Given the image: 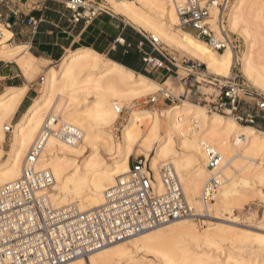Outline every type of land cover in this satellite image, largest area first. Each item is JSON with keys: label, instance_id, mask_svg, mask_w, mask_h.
I'll list each match as a JSON object with an SVG mask.
<instances>
[{"label": "bare ground", "instance_id": "obj_1", "mask_svg": "<svg viewBox=\"0 0 264 264\" xmlns=\"http://www.w3.org/2000/svg\"><path fill=\"white\" fill-rule=\"evenodd\" d=\"M109 2L112 11L125 17L134 26L158 34L168 44L181 47L204 64L210 74L228 77L237 59L244 77L264 92V0H235L230 6L229 28L238 33L247 46L239 55L231 50L222 53L215 51L207 42L178 28L179 17L174 0ZM12 38L13 33L5 29L0 39V44L4 46L0 57L8 61L17 58L21 52L14 50L9 44ZM27 54L28 57L21 59L19 64L21 69L30 71L36 59L30 53L26 52ZM100 59L93 51L82 50L69 53L61 61L59 69L51 68L47 82L43 83L42 93L34 99L18 122L11 125L13 139L8 157L0 163V188L20 178L22 160L28 148L42 131L48 117H58L54 111L58 108L56 103L59 99L69 92L71 98L67 102L77 100L81 89L90 88L89 90L96 93L94 101L85 107L68 105L62 114L60 112L59 117L83 131V143L70 146L52 137L38 163L39 168L50 170L53 175L54 184L50 188V197L55 208L73 207L78 212L85 213L102 206L106 191L118 178L126 176L129 172L130 156L136 153L149 160L153 149L155 154L151 157V164L158 185L161 186L159 169L169 161L177 172L186 198L189 197L199 207L202 204L201 193L210 173V170L207 168L208 173L205 168L207 162L203 145L206 143L211 144L222 157L220 171L224 173V180L216 203L210 206L212 211L209 207L205 209L202 204L203 210L205 209L208 215L213 211L219 214L229 210L226 205L239 192L240 183L247 186L249 182L247 177L236 179L238 171L232 162L236 157H240L246 161V168L253 171L256 159L260 156L264 159V132L252 126H238L233 118H226L222 114L209 116L206 107L187 103L167 111L165 118L168 132L164 138H159L162 115L150 111H134L125 126L123 143L118 154L107 161L102 156V151L113 154L114 144L112 137L104 130L116 121V108L122 103L116 87L126 86L129 91L139 95L157 91L162 86L121 65L104 63ZM26 92L27 88L24 86L0 94V146L5 140L4 132L8 127L4 121L14 115ZM86 93L90 91L86 90ZM53 100L56 102L52 105ZM148 118H151L152 128L148 136L141 140L139 123ZM191 123L197 125L196 128ZM104 137L109 139V143L104 141ZM236 141L246 144L240 155L234 153ZM177 142L180 148L191 149V154L183 156L182 152L174 147ZM254 178L264 182V170L257 168L252 174V179ZM192 221L196 220L179 219L157 225L156 228L152 227L154 230L149 228L150 230L146 229L129 237L127 242H117L89 251L65 264H212L210 257L200 249L205 244L216 243L219 223L200 234ZM139 252L144 255L140 256ZM148 252L154 253L158 263L145 258Z\"/></svg>", "mask_w": 264, "mask_h": 264}, {"label": "built area", "instance_id": "obj_2", "mask_svg": "<svg viewBox=\"0 0 264 264\" xmlns=\"http://www.w3.org/2000/svg\"><path fill=\"white\" fill-rule=\"evenodd\" d=\"M8 0H0V6ZM179 24L218 52L241 53V47L228 33V13L233 0H174ZM76 22L92 21L109 11L100 0H63ZM216 12V14L214 13ZM10 17L0 14V38L11 29ZM32 24H36L31 19ZM148 41L159 54H147L144 61L151 71L166 70L170 76L187 73L186 84H208L217 91L208 108L211 114L230 116L238 124L263 127L264 93L244 77L236 59L228 77L209 78L203 64L172 54L159 37L149 34ZM118 115L124 107H117ZM197 125L193 127L196 128ZM12 126L6 127L12 133ZM77 146L84 140L81 129L59 117H48L42 131L27 152L20 178L0 188V264H65L81 254L122 242L142 231L185 217H197L186 198L182 183L172 164L159 169L161 186L148 160L137 157L130 162L126 176L117 179L105 193L102 206L89 212L54 207L50 188L54 178L50 170L41 169V160L50 138ZM210 178L200 200L205 209L212 205L223 184L221 155L211 144H204Z\"/></svg>", "mask_w": 264, "mask_h": 264}, {"label": "rangeland", "instance_id": "obj_3", "mask_svg": "<svg viewBox=\"0 0 264 264\" xmlns=\"http://www.w3.org/2000/svg\"><path fill=\"white\" fill-rule=\"evenodd\" d=\"M100 1L104 5L109 7L110 9L112 8V5L109 2V0H100ZM129 1L134 2L136 0H129ZM234 1L235 0H233V2ZM247 1L250 2L251 0H247ZM120 17H122L123 19H126L125 17L121 15ZM138 28L148 34H154L157 37H159L158 34L154 32L145 30L144 28H140V27ZM178 28H181L185 32H188L192 34L193 36H195L196 38H198L192 29H189V28L184 29L183 27L180 26V24L178 25ZM228 31H229L228 33L232 36V38L236 40L238 44L240 45L241 47L240 54H242V52H244L247 48L245 40L238 33L231 31L229 28V25H228ZM159 38L162 41L163 45L172 54H177L181 58L185 57V58L191 59V61L200 62L198 59L189 55L181 47H174L168 44V42L164 41L161 37ZM199 40H202V39H199ZM9 44L11 43L9 42ZM12 46L15 48L14 50L21 51L17 55L18 57L11 61L12 62L11 65L14 66L13 71L17 73V69L18 67H20L19 68L20 70L18 69V71L24 74L25 78L28 81H30L36 89V92H33L30 95L32 98V100L30 101V105H31L34 99L39 97V95L42 93V90L44 88L43 86L45 82H47L48 80V72L51 70V68H55V70L59 69L60 62L49 66L47 65L48 62H40L38 64V61H35L32 70L30 71L23 70L21 69L19 62H21V59L23 60V58L28 57V54L26 55L27 47L25 45L18 46L17 43H13ZM3 47L4 46L0 44V51L3 50ZM1 59L8 61L7 59L0 57V60ZM100 61L107 63L106 59L103 57L102 59H100ZM1 65L2 64L0 63V66ZM202 70L203 72L207 73L209 78L215 77V75L207 72L206 66L204 64L202 66ZM186 76H187V73L181 70L179 72V76L174 75L172 77H166L162 81L153 80L157 82L159 85H161L163 89L159 88V90L157 89V91H152L146 94L138 95V93H132L131 91H129L128 87L123 86V85H118L116 87L118 91V95L120 96L119 99L122 101V103H120L119 105L120 107H124V113L122 115L117 114L116 121L111 126L106 127L104 130L105 133L109 134L112 137L113 144H114L113 146L114 150L112 152L113 154L105 153L102 151V156L107 161H110L111 158L115 157L118 154L120 147L122 146V143H123V132H124L125 126L128 124V121L131 118V115L134 111H139V112L150 111L151 113H155L157 115L161 114L162 117L160 118L159 138H164L168 132L167 119L165 118V115L167 111H169L171 108L177 105H185L188 103L191 105L193 104L197 106L206 107L208 110L209 107L207 106H209L212 102L215 101V97L218 94L217 91L214 89L213 86L208 85V84H202V85H197L194 83L191 84L192 82L191 80H189L188 83L186 84V81L184 79ZM25 87L28 90V86H25ZM89 89L90 88L86 90L90 91V93H86L85 88L81 89L79 93L77 94L79 98L77 100H72V101L70 100V102H67V101L71 98V93L68 92L67 94H64L61 97V99H59V102L56 103L58 108L56 109V111H54L55 112L54 114L60 117V112L62 114V111H64L63 109L64 108L67 109L66 106L68 105L71 106L75 104V106L78 105L79 107H85L89 102L94 101L96 98V95H95L96 93ZM6 90L8 91V89L0 88V94L6 92ZM54 102L56 101L53 100L52 105L54 104ZM207 110H206L207 115L209 116L214 115V114L209 113ZM215 114H219V113H215ZM47 115L48 114L46 113L45 116ZM21 116L18 117L14 114L12 117L5 120L4 124L6 126L15 125ZM224 116L226 118H231L230 116H227V115H224ZM191 124L194 126V123H191ZM139 125L141 129L140 139L142 140L144 137L148 136V134L150 133V130L152 128L151 118L144 119L142 122L139 123ZM238 126H244V125L238 124ZM253 128L258 129L261 132H264L263 127L257 126ZM192 129L194 130L193 127ZM4 133H5V140L3 144L0 146L1 148L0 163L8 157L11 142L13 139V133H7V132H4ZM197 134H199V132H197ZM104 141L109 143V139L107 137H104ZM245 145L246 144L244 142L237 143L236 141L233 147L234 153L237 155L242 154L243 147ZM30 147L28 148V150L30 149ZM174 147L180 150L183 156H189L191 154L190 153L191 149H189L188 147L180 148V146H178V142L175 143ZM26 154L24 155V158ZM154 154H155V149H153L149 155L153 157ZM232 156H233V153H232ZM137 157H141L143 159L146 158L144 155H138L134 153L130 156V162L132 163L133 159ZM151 157L149 158V160L147 158L146 159L148 160L147 162L148 165L149 166L151 165L152 167ZM23 160H22V164H23ZM227 160H229V158H227ZM263 160L264 159L261 156L256 159V161L254 162V165L256 167L255 169H253V171L252 169L249 170L248 168H246L245 166L246 161L243 160L242 158L236 157L233 160L232 165L235 167L236 171H238L236 173L237 174L236 179H239L240 177L241 178L247 177L249 179V182L247 186H244L242 182L240 183L239 192L236 195H234L233 198L226 205L229 210L223 211V212L221 211L219 214L213 211L211 214L208 215L206 210L205 209H204L205 211L203 210V206L201 203H200L201 205H199L198 207L192 200H190L189 197L187 198L189 203L193 207H195L198 216L193 217V218L185 217V218H182L181 220H186V219L196 220L192 222L193 223L195 222L196 227L199 230L200 234H203L206 230L214 227L215 223H219L217 227L218 233L215 236L216 243L211 244V245L205 244L200 249V250H204L207 256L210 257V261L212 264H264V182H262L260 179H255V178L252 179V174L255 172L257 168H259L260 170L262 169L264 170ZM205 168L209 173L207 166ZM210 175L211 174L209 173L208 179ZM204 184L205 182L203 183V185ZM50 194L52 195V189L50 191ZM215 203H216V200L213 204ZM210 206H209L210 211H212V207ZM205 212L207 214H205ZM151 230H154V228H152ZM128 240L130 239H127L122 242H127ZM139 255L143 256L144 254L142 252L141 253L139 252ZM145 258L148 261L153 260L154 263H158L157 262L158 259L154 255V253L148 252Z\"/></svg>", "mask_w": 264, "mask_h": 264}, {"label": "crops", "instance_id": "obj_4", "mask_svg": "<svg viewBox=\"0 0 264 264\" xmlns=\"http://www.w3.org/2000/svg\"><path fill=\"white\" fill-rule=\"evenodd\" d=\"M113 11L109 8L90 22L84 19L76 22L63 0H8L0 6L1 15L14 17V24L9 29L13 33L10 45H25L38 64L48 62L51 66L61 63L69 53L91 50L107 63H116L148 79L162 81L171 77L164 69L151 71L147 68L144 61L147 54L159 57L148 41L149 34ZM0 63V88L28 86L14 113L19 117L28 110L32 100L30 95L36 89L18 71L20 67L17 66L15 73L11 61L1 59Z\"/></svg>", "mask_w": 264, "mask_h": 264}, {"label": "water", "instance_id": "obj_5", "mask_svg": "<svg viewBox=\"0 0 264 264\" xmlns=\"http://www.w3.org/2000/svg\"><path fill=\"white\" fill-rule=\"evenodd\" d=\"M9 23H10L11 25L14 24V17H13V16L10 18Z\"/></svg>", "mask_w": 264, "mask_h": 264}]
</instances>
